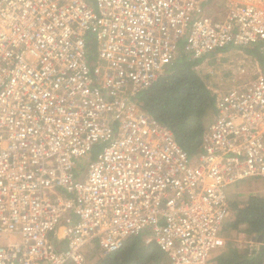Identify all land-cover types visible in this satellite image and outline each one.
I'll use <instances>...</instances> for the list:
<instances>
[{
	"label": "built area",
	"instance_id": "obj_1",
	"mask_svg": "<svg viewBox=\"0 0 264 264\" xmlns=\"http://www.w3.org/2000/svg\"><path fill=\"white\" fill-rule=\"evenodd\" d=\"M182 53L217 78L192 157L140 98ZM249 180L264 0H0V264H88L138 235L168 264H210L227 189Z\"/></svg>",
	"mask_w": 264,
	"mask_h": 264
},
{
	"label": "trees",
	"instance_id": "obj_2",
	"mask_svg": "<svg viewBox=\"0 0 264 264\" xmlns=\"http://www.w3.org/2000/svg\"><path fill=\"white\" fill-rule=\"evenodd\" d=\"M197 63L180 54L166 75L140 96L147 113L171 129L176 142L190 157L198 153L202 134L214 115L213 96L193 70ZM228 232L241 233L257 247L247 244L240 249L227 242L226 249L214 258L215 264H264V193L249 196L242 206L230 204V218L221 230L222 236ZM88 264H168V258L155 244H145L138 235L104 257L92 250Z\"/></svg>",
	"mask_w": 264,
	"mask_h": 264
},
{
	"label": "rangeland",
	"instance_id": "obj_3",
	"mask_svg": "<svg viewBox=\"0 0 264 264\" xmlns=\"http://www.w3.org/2000/svg\"><path fill=\"white\" fill-rule=\"evenodd\" d=\"M88 53H89V55L93 54V51L89 48ZM213 64H214L213 59H210L201 69L196 70L199 72V76L202 78V80H204L205 84H209L210 82H214L215 80H217V78L215 76H213V78H212L208 74L209 70L206 68L207 65H213ZM217 67L218 68L216 70L219 72V74H221L222 77L226 76V74H229V71L226 70L227 67H223V66L221 67V65H217ZM102 146H103V144H100L99 146L94 148L92 151L91 157L86 159V160L93 159L96 156V154L100 151ZM81 161H83V160H81ZM249 182H256V181H250L249 180V181L244 182L243 186L241 188H239L240 185H236V186H233V187L227 189V194L229 195V201H230L229 204L235 203L239 206H242L246 203L249 196H253V195L255 196V193L257 191H259L260 188H257L258 186L254 185V188L252 190L250 187L248 189V187H246V186H249L248 185ZM257 182L262 183L261 180H258ZM244 185H246V186H244ZM261 189L264 190V188H261ZM233 193H235V195H234L235 198L230 197V196H232ZM238 195H239V197H238ZM240 198H242V199H240ZM243 200H245V202ZM238 201H240L241 203H238ZM223 238H224L225 244L221 249L214 252V256H213V258H211L210 264H215L214 258H216V256H218L222 250L226 249V245H227L226 243L227 242H230L233 246L242 249L244 246H247V244H249L251 241V239L243 237L242 234L238 233V232H228L226 236H223ZM252 246L257 247V243H255V244L253 243Z\"/></svg>",
	"mask_w": 264,
	"mask_h": 264
},
{
	"label": "crops",
	"instance_id": "obj_4",
	"mask_svg": "<svg viewBox=\"0 0 264 264\" xmlns=\"http://www.w3.org/2000/svg\"><path fill=\"white\" fill-rule=\"evenodd\" d=\"M262 181V183H259V182H249L248 183V185L249 186H246V185H244V186H246V187H248V189H249V187L251 188V190L254 188V185H256V186H258L257 188H260V190L259 191H257L256 193H255V195H258V194H262V193H264V190L263 189H261V188H264V180H261ZM243 186V185H242ZM242 186H240L239 188H241ZM238 190V189H237ZM238 192V191H237ZM234 195H235V193H233L232 194V196H230V197H233V198H235L234 197ZM238 197H239V195H238ZM240 199H242V198H240ZM244 199V198H243ZM244 202H245V200H243ZM238 203H241L240 201H238ZM251 246V245H250Z\"/></svg>",
	"mask_w": 264,
	"mask_h": 264
},
{
	"label": "clouds",
	"instance_id": "obj_5",
	"mask_svg": "<svg viewBox=\"0 0 264 264\" xmlns=\"http://www.w3.org/2000/svg\"><path fill=\"white\" fill-rule=\"evenodd\" d=\"M242 186V185H241ZM251 242H253L254 244L256 243V242H254V241H252V239H251ZM249 246H250V244H249ZM251 247H253V246H251ZM254 248V247H253Z\"/></svg>",
	"mask_w": 264,
	"mask_h": 264
},
{
	"label": "water",
	"instance_id": "obj_6",
	"mask_svg": "<svg viewBox=\"0 0 264 264\" xmlns=\"http://www.w3.org/2000/svg\"><path fill=\"white\" fill-rule=\"evenodd\" d=\"M260 240H261V238H259L257 242L260 243L261 242Z\"/></svg>",
	"mask_w": 264,
	"mask_h": 264
}]
</instances>
